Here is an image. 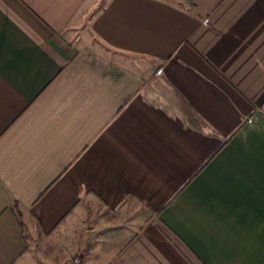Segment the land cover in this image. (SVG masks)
<instances>
[{
    "label": "crops",
    "instance_id": "obj_1",
    "mask_svg": "<svg viewBox=\"0 0 264 264\" xmlns=\"http://www.w3.org/2000/svg\"><path fill=\"white\" fill-rule=\"evenodd\" d=\"M60 257L264 264V0H0V264Z\"/></svg>",
    "mask_w": 264,
    "mask_h": 264
},
{
    "label": "rangeland",
    "instance_id": "obj_2",
    "mask_svg": "<svg viewBox=\"0 0 264 264\" xmlns=\"http://www.w3.org/2000/svg\"><path fill=\"white\" fill-rule=\"evenodd\" d=\"M27 238L29 239V249L31 251H34L33 252L34 256L38 255L40 262H46L45 260H43V257H40V254H39L38 251H46L47 250V246H45V244H43V243H35L34 244V242L31 241V238L29 237V235L27 236ZM53 244H54V242H53ZM34 245H36L35 246L36 249L34 248ZM64 245L65 244H62V242L60 240L58 242H56L54 244L55 247H53V249H52V251L54 252L53 254L57 255V252L62 251ZM74 261H75L74 258H71V260H70V258H66L63 261V258L60 257L57 260H55V263H57V264H76ZM48 264H50V263H48Z\"/></svg>",
    "mask_w": 264,
    "mask_h": 264
}]
</instances>
